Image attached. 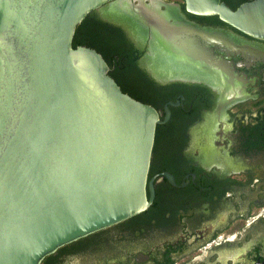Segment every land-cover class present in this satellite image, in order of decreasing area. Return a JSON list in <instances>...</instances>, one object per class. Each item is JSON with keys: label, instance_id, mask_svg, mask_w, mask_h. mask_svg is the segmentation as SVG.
<instances>
[{"label": "water", "instance_id": "95a60500", "mask_svg": "<svg viewBox=\"0 0 264 264\" xmlns=\"http://www.w3.org/2000/svg\"><path fill=\"white\" fill-rule=\"evenodd\" d=\"M114 1L0 0V264H41L139 215L154 197L159 112L124 93L95 49L73 47L77 26ZM184 1L188 13L264 40V0L235 10L222 0ZM127 6L112 4L109 13L120 18ZM161 6L141 0L134 15L152 29L154 77L205 79L210 59L179 37ZM170 115L166 106L164 122Z\"/></svg>", "mask_w": 264, "mask_h": 264}, {"label": "flooded vegetation", "instance_id": "af4514ba", "mask_svg": "<svg viewBox=\"0 0 264 264\" xmlns=\"http://www.w3.org/2000/svg\"><path fill=\"white\" fill-rule=\"evenodd\" d=\"M154 1L169 8L179 37L190 38L188 46L194 43L212 66L205 79L161 82L150 68L152 29L134 21L141 0L96 11L125 33L140 72L174 88V99L157 109L163 122L148 175L154 197L148 185L145 211L41 264H264V40L188 13L184 0H145ZM250 1L224 2L237 9ZM115 3H128L120 18L109 13ZM116 68L110 70L122 81Z\"/></svg>", "mask_w": 264, "mask_h": 264}, {"label": "trees", "instance_id": "16d2710c", "mask_svg": "<svg viewBox=\"0 0 264 264\" xmlns=\"http://www.w3.org/2000/svg\"><path fill=\"white\" fill-rule=\"evenodd\" d=\"M230 8L236 9L234 6ZM205 18L214 19L229 26L218 16H205ZM79 46L95 49L103 56L110 69L117 67L116 71L122 76V81L111 70L109 75L115 79L124 93L134 99L156 109L174 99L173 86L158 83L142 69L140 72L135 66L137 57L125 33L110 22L101 19L96 11L91 12L76 28L73 47Z\"/></svg>", "mask_w": 264, "mask_h": 264}]
</instances>
